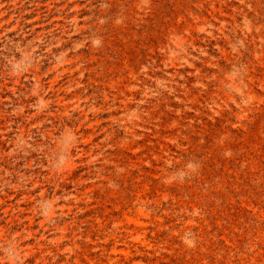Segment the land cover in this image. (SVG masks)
Wrapping results in <instances>:
<instances>
[{
	"label": "rangeland",
	"instance_id": "rangeland-1",
	"mask_svg": "<svg viewBox=\"0 0 264 264\" xmlns=\"http://www.w3.org/2000/svg\"><path fill=\"white\" fill-rule=\"evenodd\" d=\"M0 264H264V0H0Z\"/></svg>",
	"mask_w": 264,
	"mask_h": 264
}]
</instances>
